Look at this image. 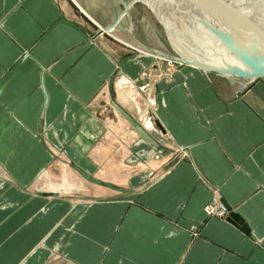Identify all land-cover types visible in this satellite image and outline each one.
Instances as JSON below:
<instances>
[{
	"label": "crops",
	"instance_id": "0c3cea01",
	"mask_svg": "<svg viewBox=\"0 0 264 264\" xmlns=\"http://www.w3.org/2000/svg\"><path fill=\"white\" fill-rule=\"evenodd\" d=\"M96 5L112 13L111 0H0V264H264V79L191 65L159 79L166 171L118 192L106 183L139 135L116 112L130 99L97 100L130 55L102 42L116 6L106 22ZM53 172L86 182L44 192Z\"/></svg>",
	"mask_w": 264,
	"mask_h": 264
},
{
	"label": "rangeland",
	"instance_id": "374dc122",
	"mask_svg": "<svg viewBox=\"0 0 264 264\" xmlns=\"http://www.w3.org/2000/svg\"><path fill=\"white\" fill-rule=\"evenodd\" d=\"M211 1L218 5L215 11L221 13V15L217 14L214 16L212 13L211 14L217 18L225 32L233 35H246L244 31L248 28V22H252L255 24L254 26L264 30V0H256L253 2L252 10L254 16L251 17L249 21L246 19L245 15L239 11H236V15L224 14L227 10L226 8H228L229 5L234 6L233 3H235L236 0ZM111 2L113 3L111 14H109L106 8L105 12L102 14L101 11L103 10L100 9L98 5H96L98 9L94 12H98L102 20L107 22L111 19L112 21V14H114L116 6L115 11L120 12L123 18L121 19L119 15L117 21L113 22L114 24L111 22L110 25H117V29L112 32L111 35L107 32L102 42L109 46L111 53L117 61H125L123 59L125 55H130V57H128L126 65L122 63V66H120V63L117 67L116 74L110 86L107 88L109 97L107 96L105 98L103 91L97 103L102 105L114 104V93L118 94V92L127 91L130 93V96H132L129 103L122 105V108L116 105V112L124 120H132V122L125 121V125L127 126L126 129L135 133L137 132L139 137L130 136L129 138V158L127 159L128 173L122 174V176L119 175L116 180L106 183L108 187L118 189V192L120 190H126L128 196H130L132 195L131 192L135 193L143 186L148 185L162 176L166 171L164 166L167 165L163 164L166 162L167 156L163 154L162 149L156 147L160 130L157 129L155 124L156 118L154 116V110L157 106V94L154 89L155 85L159 79L167 80L170 78L180 67L185 65L189 66V64L184 62L185 57L183 51H181V47H184L189 52L192 51L206 58H208L209 52L198 46L196 48V45L194 46L193 43H190L186 39L187 35L183 33L177 37L180 42L179 44H182L180 48L177 47L166 25L158 19L156 12L144 1H142L143 3H133V0H111ZM236 2L238 3V1ZM92 5L93 4H87L91 9L93 8ZM244 12L246 11L244 10ZM110 25H107L106 29H109L111 27ZM180 37H184V39ZM144 56L147 57L144 58ZM228 60L231 62L230 59ZM231 78H233V80L239 79L235 77ZM121 87L123 89H121ZM113 106H115V104ZM147 119L153 120V129L146 128ZM141 131H143V136ZM162 138L163 137L160 136V139ZM154 144H156V146ZM142 145L144 148L140 149L137 154L133 153V147H141ZM53 174L55 178L58 176L60 180L61 177L63 180L57 182L49 177L48 174H43L38 183L42 184L44 192L56 191L57 187H61V185L65 187L68 186V188L71 189H77L80 186H84L83 183L86 182L81 176H77L71 180L70 176L57 175L55 172H53ZM96 181L98 183H104L103 180ZM120 184H126V187L120 188ZM50 186L54 187L55 190L50 189Z\"/></svg>",
	"mask_w": 264,
	"mask_h": 264
},
{
	"label": "bare ground",
	"instance_id": "6f19581e",
	"mask_svg": "<svg viewBox=\"0 0 264 264\" xmlns=\"http://www.w3.org/2000/svg\"><path fill=\"white\" fill-rule=\"evenodd\" d=\"M142 1L151 7L158 15V19L166 25L172 35L171 38L177 47L180 48L182 45L179 44L180 42L177 37L183 33L184 35H187L186 39L190 43H193L194 46L196 45V48L198 46L209 52V56L206 58L197 53H193L192 51L189 52L184 47H181V51H183V55L186 60L192 61L197 59L202 61L204 67H213L224 70L227 69L228 66L234 65L228 60L230 59L244 66L247 64L253 66V63H258V66L261 64L262 71H264V35L253 38L248 35H236L242 37L238 39L245 51L244 57L246 58L245 61H243L240 56L238 57L234 52L227 51L223 47V43L218 34H226L228 36L227 39L229 43L230 41H234L237 37L225 32V30L221 27L217 18L213 16L217 13V11L214 10V13L211 12L213 14L212 15L208 13V11L201 9L197 2L191 0H133V3ZM234 4L238 6L239 3L235 1ZM120 16L122 19L123 15L121 14ZM116 26L117 25H113L109 29H102V33L109 32V35H111L112 32L116 30ZM180 38L184 39V37ZM224 76L239 78L233 75ZM121 89L123 88L121 87ZM118 94V97H120V99L124 102H127V100L132 97L127 91L119 92ZM153 124L152 119L146 120L147 129H153ZM50 189L55 190L52 186H50Z\"/></svg>",
	"mask_w": 264,
	"mask_h": 264
},
{
	"label": "water",
	"instance_id": "95a60500",
	"mask_svg": "<svg viewBox=\"0 0 264 264\" xmlns=\"http://www.w3.org/2000/svg\"><path fill=\"white\" fill-rule=\"evenodd\" d=\"M194 2H197L199 4V7L203 10L206 11H210L212 13H214V10L216 8H218V5L214 4L213 1L211 0H191ZM238 1V6L240 9H243L247 12L248 14V18L247 20L249 21V19H251V17L254 16V12L252 10V5L253 2H255L256 0H236ZM250 25V26H249ZM255 24L252 22H248L247 26L248 30L245 29L244 32H246V35H248L249 37L253 38V37H257V36H263L264 35V30L260 29L257 26H254ZM220 40L223 43V47L227 50V51H231L234 52L238 57L240 56L242 58L243 61H245L244 57V49L239 41L238 38H236L234 41H230V43L228 42V36L226 34H218ZM185 63L201 68L207 72H212V73H217L220 75H233L242 79H246V80H251V81H255L258 79H263L264 78V71H262V66L261 64L258 63H253L252 65L247 64L246 66L244 65H240L237 62H235L234 60L232 62V64L234 65H230L228 66L227 69H218V68H209V67H204V65L202 64V61H199L197 59L189 61V60H184ZM247 63V62H246Z\"/></svg>",
	"mask_w": 264,
	"mask_h": 264
},
{
	"label": "built area",
	"instance_id": "2783aa9c",
	"mask_svg": "<svg viewBox=\"0 0 264 264\" xmlns=\"http://www.w3.org/2000/svg\"><path fill=\"white\" fill-rule=\"evenodd\" d=\"M208 216L220 217L227 212V208L222 205H209L205 208Z\"/></svg>",
	"mask_w": 264,
	"mask_h": 264
}]
</instances>
